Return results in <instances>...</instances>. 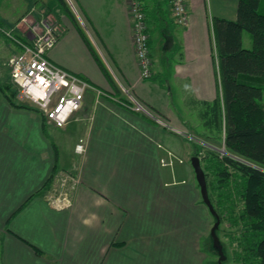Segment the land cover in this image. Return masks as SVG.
<instances>
[{
	"label": "crops",
	"instance_id": "obj_1",
	"mask_svg": "<svg viewBox=\"0 0 264 264\" xmlns=\"http://www.w3.org/2000/svg\"><path fill=\"white\" fill-rule=\"evenodd\" d=\"M71 2L113 80L61 11L60 20L51 22L57 40L47 57L90 87L82 108L59 128L28 100L5 97L1 87L11 84L13 52L3 50L0 264H169L176 257L203 264L197 237L207 236L211 214L189 165V136L199 135L202 127L211 146L224 142L220 129L207 128L203 112L216 99L224 108L215 19L236 20L239 0H188L187 26L174 24L180 28L176 32L153 29L169 46L158 38L150 79L141 77L128 0ZM40 11L52 17L46 6ZM3 13L2 23L25 42L51 24L30 14L11 19ZM242 43L250 49L252 37L244 42L243 32ZM163 48L172 50V61L167 62ZM158 75L167 77L166 85L152 80ZM133 98L186 135L161 126L137 109ZM222 119L221 114V124ZM81 138L86 141L83 154L75 150ZM66 171L80 183L72 192L73 205L58 210L47 194Z\"/></svg>",
	"mask_w": 264,
	"mask_h": 264
},
{
	"label": "trees",
	"instance_id": "obj_2",
	"mask_svg": "<svg viewBox=\"0 0 264 264\" xmlns=\"http://www.w3.org/2000/svg\"><path fill=\"white\" fill-rule=\"evenodd\" d=\"M57 1L80 33L107 79L112 82L109 70L101 61L67 1ZM141 2L146 13L149 33L150 28H157L162 32L161 29L168 30L175 24L171 17V0H141ZM262 3L263 0H239L236 20L215 19L224 111L220 99H216L208 104L207 111L203 112V118L209 130L220 129L223 133L227 153L222 155L213 148H206L204 151L195 147V155L200 156L201 162L205 164L203 169L209 197L220 218L217 234L226 257L221 263L218 260L215 264H226L230 260L228 246L220 237L221 224L224 221H228L230 226L236 229L234 233L229 234L230 243L235 245L233 252L236 262L264 264V106L261 103L264 92V8ZM0 22L1 28L3 25L1 19ZM245 31L250 33L253 40L250 49L243 47L242 34ZM164 33L167 35L166 32ZM3 34L6 39L12 41L4 32ZM1 90L6 94L5 97L13 102L17 95L16 89L8 84L6 88L1 87ZM221 114L224 115L222 124ZM212 217L215 223L216 218ZM207 244L210 251L220 258L218 249L213 246L210 233Z\"/></svg>",
	"mask_w": 264,
	"mask_h": 264
},
{
	"label": "built area",
	"instance_id": "obj_3",
	"mask_svg": "<svg viewBox=\"0 0 264 264\" xmlns=\"http://www.w3.org/2000/svg\"><path fill=\"white\" fill-rule=\"evenodd\" d=\"M187 2L188 0H171L172 19L176 25L187 26L189 23ZM128 3L129 16L132 20L133 45L141 77L150 79L153 76V58L144 6L141 0H128ZM56 30V25L48 24L43 32L34 37L32 42L23 41L11 30H5L4 33L18 48L8 62L11 84L21 98L30 101L41 111L49 123L61 128L82 108L90 85L86 80L56 65L47 57L48 50L57 40ZM133 100L137 109L149 113L161 126L186 135L165 122L138 100L134 98ZM75 150L79 154L86 151L84 138L79 140ZM225 154V152L222 153V155ZM163 164L167 163L163 162ZM62 174L60 182L57 178L58 187L57 185L52 187L47 194L48 203L58 210L67 209L73 205L72 192L80 183L75 173L66 171Z\"/></svg>",
	"mask_w": 264,
	"mask_h": 264
},
{
	"label": "rangeland",
	"instance_id": "obj_4",
	"mask_svg": "<svg viewBox=\"0 0 264 264\" xmlns=\"http://www.w3.org/2000/svg\"><path fill=\"white\" fill-rule=\"evenodd\" d=\"M67 1L70 4V6L72 7L73 6V4H72L73 2H71L72 0L70 2H69V0H67ZM43 5L48 8V10L50 11V13L52 15V17H50V19H47L45 13L43 14V12L40 11V8L44 7ZM262 6L264 8V0H263V3H262ZM0 9H2L0 11V14L2 13L4 15L3 12H5V15L7 17H10L11 19L16 17L17 15H21V17H23L24 13H25L26 15L30 14L31 16H33L37 20H40V18L41 19H43V18L45 19L46 18L47 19V23H51V22H54V21L56 22V20H60L61 16H63V14H62L63 10L61 9V4H59V2L57 0H0ZM73 10L76 11L75 7L73 8ZM43 15H45V17ZM78 22H79V20H78ZM79 23H81V21ZM0 24H1V22H0ZM51 24H53V23H51ZM5 30H10V29H8V24H3L2 27L0 28V57H1V54L3 53V50H5V49L9 50L10 53L11 52L14 53L17 50V46L12 41H9L8 39H5L6 37L3 34V32H5ZM83 30L87 33V29H86L85 26L83 27ZM172 30H173V32H176V31L180 30V28L173 24L171 26V31ZM13 34H14V32H13ZM157 34L158 33L155 30L153 32V28H152V30H151L150 48H151V52H152V55L154 56L155 60L158 59V55L157 54L159 53V46H160L158 38L160 40H162V43H163L162 45L163 46H166V47L169 46L168 45V41L166 40V38L162 39L161 37H157L158 36ZM250 36H251L250 33L245 31L244 32V42L247 41L248 37L251 38ZM32 41L33 40H31V42ZM164 53H166L165 56L167 58V62L169 60L170 61L173 60V58H172V55H173L172 50L164 51V48H163L162 54H164ZM9 72H10V70H9ZM9 77H10V75H9ZM166 79H167V77L162 76V75H158L152 80L154 82L159 83V84L166 85V81H167ZM16 97H18V98L20 97L19 93H17ZM28 102H30V101H28ZM262 102L264 104V95H263V100H261V103ZM196 117H197V119H196ZM196 117H195L196 121L197 120L198 121L201 120L200 119L201 116L198 113H197ZM201 129L203 131L202 127H201ZM202 131H200V129H198L199 135L196 136V133H195V135L191 134V136H190V143L192 142L191 144L193 146L192 157L196 156L195 155V147L196 146L198 148L203 149V150L206 149V148H213L210 145V143L208 142L209 141L208 140L209 135H206V134L204 135V132H202ZM218 145L219 146L216 149L217 151H219L221 154L223 152L227 153L224 142L220 141V143ZM202 153H205V152H202ZM199 158H201V157L199 156ZM201 163H202V166H205V164H203V162H201ZM189 165L191 167H193L191 161L189 162ZM193 170H194V168H193ZM62 176H63V174H59L58 175L59 182H60V178ZM57 183H58V181H57ZM198 185H199V183H198ZM57 187H58V185H57ZM201 198H202V195H201ZM211 216H213V215L211 214ZM211 216H210V224H209V228H208V231H207L208 232L207 236H201L200 238H198L199 236L197 237V239H198L197 241H198L199 247H200V249H198V250L199 251L201 250V253L204 254V256H205V260L202 261L203 264H215V262L219 260V257L217 255H215L212 251H210V249L208 247V244H207L209 242V233L211 231V228L214 225V219ZM235 230H236L235 228L230 226L228 221H224L223 224H221L220 237H221L222 241L225 242V244H227V246H228L227 250H228V253L230 254V260L226 264H239L238 262H236L235 256H234V252H233V248L235 247V245H232L230 243V238H229V234L230 233H234ZM193 245H194V243H193ZM168 263L169 264H193V260H192V257H191L190 261L184 260L183 258L176 257L174 259H171Z\"/></svg>",
	"mask_w": 264,
	"mask_h": 264
},
{
	"label": "water",
	"instance_id": "obj_5",
	"mask_svg": "<svg viewBox=\"0 0 264 264\" xmlns=\"http://www.w3.org/2000/svg\"><path fill=\"white\" fill-rule=\"evenodd\" d=\"M191 162H192V166L194 168L195 174H196L197 181H198L199 186H200V192L202 195L203 202L208 207L210 213L216 218V222L214 223L213 227L211 228L210 235H211V238L213 240V246L218 249V252L220 255L219 261L221 263L222 260H224L226 256L224 253L223 245L220 242V238L217 234V228L220 225V218H219V215H218L214 205L212 204V202L210 200L208 185H207L206 176H205V171L203 169V166L201 164V160H200L199 156H193L191 158Z\"/></svg>",
	"mask_w": 264,
	"mask_h": 264
}]
</instances>
